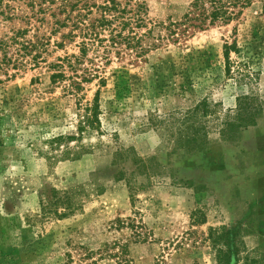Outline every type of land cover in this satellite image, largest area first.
Masks as SVG:
<instances>
[{
    "label": "rangeland",
    "instance_id": "374dc122",
    "mask_svg": "<svg viewBox=\"0 0 264 264\" xmlns=\"http://www.w3.org/2000/svg\"><path fill=\"white\" fill-rule=\"evenodd\" d=\"M191 2L146 0L156 25L144 43ZM11 5L18 18L0 16V35L23 27L42 43L19 53L20 39L10 63L0 50V264H117L123 244L133 264H264V157L250 150L264 110L239 135L221 133L239 96L264 104V0L140 56L90 51L77 69L80 39L56 23L65 14ZM226 42L239 47L231 76ZM249 70L256 78L240 82ZM96 97L101 124L89 127Z\"/></svg>",
    "mask_w": 264,
    "mask_h": 264
},
{
    "label": "trees",
    "instance_id": "16d2710c",
    "mask_svg": "<svg viewBox=\"0 0 264 264\" xmlns=\"http://www.w3.org/2000/svg\"><path fill=\"white\" fill-rule=\"evenodd\" d=\"M12 1L17 0H0V16L1 21H14L18 18ZM25 1L27 6L32 8L38 7V12L47 14L58 9L59 14H65L64 19L57 20L59 27H70V38L75 41L80 39L79 48L80 55H73L75 61L70 58V67L77 69L82 58H86L89 52L92 51L102 58H109L112 53L121 54L122 51H131L140 56L151 48L159 47L164 39L179 41L181 37H187L191 28L205 30L219 23L229 24L239 19L245 10L251 7L255 0H192L189 4L187 12L183 15L181 21H172L162 26L167 30L166 37H156L153 43L146 45L144 41L154 33L155 25L151 24L148 16L149 8L146 0H18ZM56 16L57 13H51ZM12 35H8V31L4 35H0V50L5 53L4 59L8 63L16 61L13 56L8 57V53L15 45L24 39L29 32L28 28H13L9 29ZM21 50H35L41 45V41L36 42L24 39L20 41ZM239 52L237 42H226L224 45L225 70L228 76L232 75V60L231 52ZM13 54V53H12ZM2 65V62L0 63ZM258 73H252L250 70L247 74L240 77V82L255 79ZM63 76L60 72L54 73L52 78L55 80ZM101 82L105 80L100 79ZM82 81L74 80L72 88L82 89ZM75 86V87H74ZM251 97L242 95L237 98V108L235 114L230 120L224 122V127L221 130L222 135H239L241 130L256 125V117L258 113L264 110V104L259 107L249 103ZM207 100L198 103L189 113L187 121L195 119L199 110L207 112ZM87 115L84 123L89 127L100 126L99 119V104L97 97L92 105L86 107ZM193 124L196 122L192 121ZM85 127V126H83ZM230 136V135H229ZM55 203V202H52ZM128 246L120 245L119 250L115 253L117 264H133L129 258ZM236 253L235 251L233 252ZM93 252L87 251L85 258H90ZM112 256V253H108ZM230 253H225L224 257L229 259ZM92 264V263H87ZM231 264V263H229Z\"/></svg>",
    "mask_w": 264,
    "mask_h": 264
},
{
    "label": "crops",
    "instance_id": "0c3cea01",
    "mask_svg": "<svg viewBox=\"0 0 264 264\" xmlns=\"http://www.w3.org/2000/svg\"><path fill=\"white\" fill-rule=\"evenodd\" d=\"M250 130H253V128L250 129ZM249 134H251V131L250 132L248 131V133L245 131V133H244V141H247L250 138ZM258 135H260V133ZM252 141H254L255 143H253L254 147L252 149H250V150L253 151L254 153L258 154V155L262 154L263 157H264V135L258 137V139H253ZM260 187H261V189L259 190V194L262 195L263 194L262 193V188H264V180H262V183H260ZM259 194H258V196H259Z\"/></svg>",
    "mask_w": 264,
    "mask_h": 264
}]
</instances>
